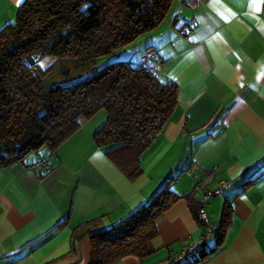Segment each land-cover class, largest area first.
Returning a JSON list of instances; mask_svg holds the SVG:
<instances>
[{
  "label": "crops",
  "instance_id": "crops-1",
  "mask_svg": "<svg viewBox=\"0 0 264 264\" xmlns=\"http://www.w3.org/2000/svg\"><path fill=\"white\" fill-rule=\"evenodd\" d=\"M22 1L0 0V28ZM146 48L154 51L157 79L178 90L170 118L141 157L140 175L129 180L107 148L94 145L103 110L81 118L54 152L42 148L0 167V264H88L90 241L86 234L73 239L74 229L90 220L92 229L111 226L167 182L197 200L219 188L204 204L215 226L205 251L215 245L223 208L230 209L222 245L197 264H264V0H203L196 9L173 0L131 50L137 58ZM205 222L179 199L157 219L150 254L116 264H168L206 234Z\"/></svg>",
  "mask_w": 264,
  "mask_h": 264
},
{
  "label": "trees",
  "instance_id": "trees-1",
  "mask_svg": "<svg viewBox=\"0 0 264 264\" xmlns=\"http://www.w3.org/2000/svg\"><path fill=\"white\" fill-rule=\"evenodd\" d=\"M172 1L23 0L13 22L0 28V167L42 148L54 152L79 129L81 118L103 110L106 118L93 133V143L107 148L106 156L126 178L136 179L142 155L176 106L178 88L173 81L157 79L155 54L151 68L139 63L150 48L137 58L132 50L124 54L120 49L157 28ZM46 55L100 62L70 84L45 87L48 70L38 61ZM179 199L198 221L202 200L193 191L177 195L167 182L111 226L92 229L96 224L90 220L74 229L72 238L88 236V264H116L128 255L145 257L157 235V219ZM229 223L230 209L225 206L214 247L205 251L204 242L177 264L208 259L222 245Z\"/></svg>",
  "mask_w": 264,
  "mask_h": 264
},
{
  "label": "rangeland",
  "instance_id": "rangeland-1",
  "mask_svg": "<svg viewBox=\"0 0 264 264\" xmlns=\"http://www.w3.org/2000/svg\"><path fill=\"white\" fill-rule=\"evenodd\" d=\"M150 32L151 31L143 33L132 43L122 47L120 49L121 53H126V51L133 49L134 44L138 43L139 40ZM98 63L95 65L94 63L82 62L73 57H54L46 55L41 59V65L48 70L43 80V85L49 87L55 84H70L91 73L98 66Z\"/></svg>",
  "mask_w": 264,
  "mask_h": 264
},
{
  "label": "built area",
  "instance_id": "built-area-1",
  "mask_svg": "<svg viewBox=\"0 0 264 264\" xmlns=\"http://www.w3.org/2000/svg\"><path fill=\"white\" fill-rule=\"evenodd\" d=\"M188 4L191 8L196 9L202 2L203 0H187ZM182 33H187L189 31V26H183L181 28ZM154 57V52L153 50H146L144 53H142V55L140 56L139 59V63L145 67V68H151L152 64H151V59ZM45 164V160L42 159L38 162V166L39 167H43ZM223 187L225 186V184L222 185ZM221 186V187H222ZM220 187V188H221ZM219 190V188H218ZM218 190H207L203 195H202V207L199 210V217L200 219L205 220V211H204V204L207 202L208 198L210 196H212L213 194H216ZM206 224V234L203 235L199 241L197 242H191L186 246H183L180 248V250L176 253H174L168 264H177L179 261L185 259L186 257H188L189 255H191L192 253H194L195 251H197L201 245L207 241V238L209 237V235H211L212 231L215 229V226H213V224L208 223L207 221L205 222Z\"/></svg>",
  "mask_w": 264,
  "mask_h": 264
}]
</instances>
